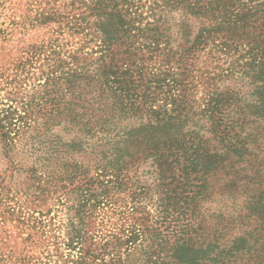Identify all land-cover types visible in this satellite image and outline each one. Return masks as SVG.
I'll list each match as a JSON object with an SVG mask.
<instances>
[{
  "label": "trees",
  "instance_id": "obj_1",
  "mask_svg": "<svg viewBox=\"0 0 264 264\" xmlns=\"http://www.w3.org/2000/svg\"><path fill=\"white\" fill-rule=\"evenodd\" d=\"M37 18L53 36L0 97V154L63 207L61 264H264V0H47Z\"/></svg>",
  "mask_w": 264,
  "mask_h": 264
},
{
  "label": "rangeland",
  "instance_id": "obj_2",
  "mask_svg": "<svg viewBox=\"0 0 264 264\" xmlns=\"http://www.w3.org/2000/svg\"><path fill=\"white\" fill-rule=\"evenodd\" d=\"M46 1L0 0V97L24 76L30 46L53 36V25L37 21ZM8 166L0 154V264H61L64 254L75 253L63 245V207L33 203L24 194L23 176H11ZM101 224V229H112L120 220L109 215Z\"/></svg>",
  "mask_w": 264,
  "mask_h": 264
}]
</instances>
